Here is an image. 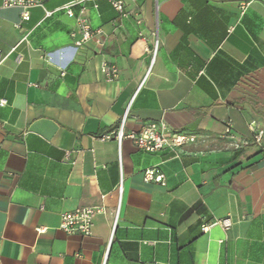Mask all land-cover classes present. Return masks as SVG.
<instances>
[{"label":"crops","instance_id":"1","mask_svg":"<svg viewBox=\"0 0 264 264\" xmlns=\"http://www.w3.org/2000/svg\"><path fill=\"white\" fill-rule=\"evenodd\" d=\"M38 1L22 21L0 0V264H264V0ZM81 15L103 47L74 46ZM126 111V133L162 121L197 141L102 140ZM94 206L90 236L60 229Z\"/></svg>","mask_w":264,"mask_h":264},{"label":"built area","instance_id":"2","mask_svg":"<svg viewBox=\"0 0 264 264\" xmlns=\"http://www.w3.org/2000/svg\"><path fill=\"white\" fill-rule=\"evenodd\" d=\"M97 1V0H93ZM38 0H3V8H20L21 9V19L22 21H28L30 19V9L38 5ZM112 4L115 9L123 11V2L112 0ZM247 4H242V8L245 9ZM83 13V12H82ZM67 15L70 18H74V12L71 9H67ZM81 31V39L74 42L75 47H81L86 42L90 40H95L99 47L104 46V39L101 36L100 31H94L85 17L82 15L76 17ZM16 28L21 29V25L17 24ZM26 37L23 36V40ZM160 40L156 38L154 43L153 59L157 54L159 49ZM48 61H51L52 57L48 56ZM102 73L106 81H113L118 75V68L115 65L105 64L102 66ZM1 104H6L5 100H1ZM128 118V111H126L120 126L117 128L115 136L106 135L102 137V140L108 141L114 139L119 147L121 148L122 143L125 139L132 140L137 148L144 153H157L165 149L178 150L188 145L194 144L197 141V136L195 133L186 131H173L168 128V126L162 121H151L145 124L140 131H132L130 133L125 132V124ZM225 133L228 137L233 138L232 125L228 124L226 126ZM264 132L258 130L255 135V143L261 145L262 137ZM143 180L145 183H162L165 184V176L158 168L146 169L143 173ZM124 177L121 175L119 191L123 190ZM106 211L104 206H94V207H81L74 211L63 213L61 216L60 229H62L67 234H81L83 236H90L92 234L93 219L97 214L104 213ZM118 217V214H117ZM116 217V220H117ZM216 224H221L224 227H229L231 221L226 219L220 221ZM208 227H204V230Z\"/></svg>","mask_w":264,"mask_h":264}]
</instances>
